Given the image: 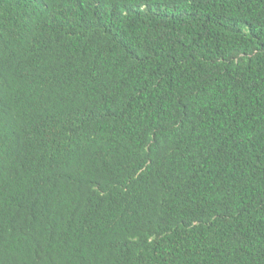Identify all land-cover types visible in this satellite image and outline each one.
<instances>
[{"label": "trees", "instance_id": "1", "mask_svg": "<svg viewBox=\"0 0 264 264\" xmlns=\"http://www.w3.org/2000/svg\"><path fill=\"white\" fill-rule=\"evenodd\" d=\"M0 264H264V0H0Z\"/></svg>", "mask_w": 264, "mask_h": 264}]
</instances>
